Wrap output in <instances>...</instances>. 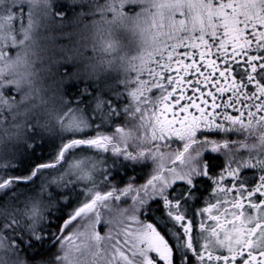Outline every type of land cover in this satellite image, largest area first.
<instances>
[{"label": "snow or ice", "instance_id": "obj_1", "mask_svg": "<svg viewBox=\"0 0 264 264\" xmlns=\"http://www.w3.org/2000/svg\"><path fill=\"white\" fill-rule=\"evenodd\" d=\"M0 264H264V0H0Z\"/></svg>", "mask_w": 264, "mask_h": 264}, {"label": "rangeland", "instance_id": "obj_2", "mask_svg": "<svg viewBox=\"0 0 264 264\" xmlns=\"http://www.w3.org/2000/svg\"><path fill=\"white\" fill-rule=\"evenodd\" d=\"M60 43H65V44H66V43H68V41H66V40H61ZM61 70H63V69H61Z\"/></svg>", "mask_w": 264, "mask_h": 264}]
</instances>
